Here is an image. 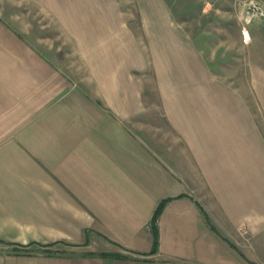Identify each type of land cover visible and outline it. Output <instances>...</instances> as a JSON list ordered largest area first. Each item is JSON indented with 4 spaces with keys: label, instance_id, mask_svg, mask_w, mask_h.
<instances>
[{
    "label": "crops",
    "instance_id": "crops-1",
    "mask_svg": "<svg viewBox=\"0 0 264 264\" xmlns=\"http://www.w3.org/2000/svg\"><path fill=\"white\" fill-rule=\"evenodd\" d=\"M143 2V38L89 45L83 85L0 43V264H264L263 64L222 70Z\"/></svg>",
    "mask_w": 264,
    "mask_h": 264
},
{
    "label": "rangeland",
    "instance_id": "rangeland-1",
    "mask_svg": "<svg viewBox=\"0 0 264 264\" xmlns=\"http://www.w3.org/2000/svg\"><path fill=\"white\" fill-rule=\"evenodd\" d=\"M143 1L0 0V43H19L30 45L35 50L38 48L62 72L83 85L87 75L85 61L89 45L112 44L118 34L110 30L114 27L125 28L130 38H143L140 19L141 11L145 10ZM162 1L174 14L176 22L206 45L208 60L223 61L222 70L235 73L237 66L235 75L249 80L245 61L240 66L246 49L248 54L251 50L254 61L264 67V18L255 19L250 25L252 40L248 48V44L242 40L240 44L237 38L244 25L246 3L257 1L264 5V0Z\"/></svg>",
    "mask_w": 264,
    "mask_h": 264
},
{
    "label": "built area",
    "instance_id": "built-area-1",
    "mask_svg": "<svg viewBox=\"0 0 264 264\" xmlns=\"http://www.w3.org/2000/svg\"><path fill=\"white\" fill-rule=\"evenodd\" d=\"M213 9H211L212 11ZM210 11V12H211ZM264 18V5L257 1H250L246 3L243 14V27L242 35L246 42L251 40L250 33L248 31V25L252 23L256 18Z\"/></svg>",
    "mask_w": 264,
    "mask_h": 264
},
{
    "label": "trees",
    "instance_id": "trees-1",
    "mask_svg": "<svg viewBox=\"0 0 264 264\" xmlns=\"http://www.w3.org/2000/svg\"><path fill=\"white\" fill-rule=\"evenodd\" d=\"M162 208H163V205L161 204V205L157 208V210H156V212H155V216H154V224H155V225H156L157 220H158V218H159V216H160V213H161ZM154 230H155V245H157V243H158V233H157V231H156V227H155Z\"/></svg>",
    "mask_w": 264,
    "mask_h": 264
}]
</instances>
